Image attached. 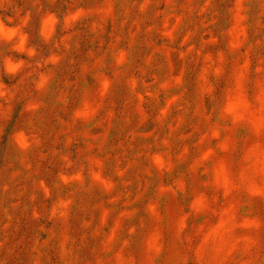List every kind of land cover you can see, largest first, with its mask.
I'll list each match as a JSON object with an SVG mask.
<instances>
[{
  "label": "rangeland",
  "instance_id": "obj_1",
  "mask_svg": "<svg viewBox=\"0 0 264 264\" xmlns=\"http://www.w3.org/2000/svg\"><path fill=\"white\" fill-rule=\"evenodd\" d=\"M0 23V264H264V0Z\"/></svg>",
  "mask_w": 264,
  "mask_h": 264
},
{
  "label": "clouds",
  "instance_id": "obj_2",
  "mask_svg": "<svg viewBox=\"0 0 264 264\" xmlns=\"http://www.w3.org/2000/svg\"><path fill=\"white\" fill-rule=\"evenodd\" d=\"M15 31H16L15 29L6 28L3 23H0V38L11 39V37L13 36ZM22 42L23 41L21 38V44H22ZM18 67H19V65L12 64L11 62H7V61L4 64L5 71L9 72V73L14 72Z\"/></svg>",
  "mask_w": 264,
  "mask_h": 264
}]
</instances>
